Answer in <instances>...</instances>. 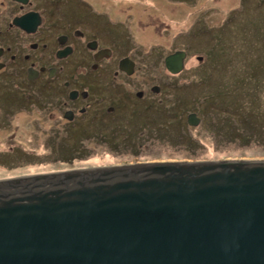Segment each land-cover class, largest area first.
Segmentation results:
<instances>
[{
  "label": "water",
  "instance_id": "water-1",
  "mask_svg": "<svg viewBox=\"0 0 264 264\" xmlns=\"http://www.w3.org/2000/svg\"><path fill=\"white\" fill-rule=\"evenodd\" d=\"M185 58L167 55V69L182 72ZM0 264H264V154L0 179Z\"/></svg>",
  "mask_w": 264,
  "mask_h": 264
},
{
  "label": "rangeland",
  "instance_id": "rangeland-1",
  "mask_svg": "<svg viewBox=\"0 0 264 264\" xmlns=\"http://www.w3.org/2000/svg\"><path fill=\"white\" fill-rule=\"evenodd\" d=\"M129 1L128 17L139 13L143 3L151 5L147 0ZM178 4H162L169 9L154 16L152 32L144 31L145 40L136 48L140 69L126 81L128 89L140 91L160 81L170 85L167 102L173 92L183 97L180 104L160 110L172 119L168 122L175 120L170 130H157L160 122H144L139 132L128 125L111 139L83 138L77 154L69 156L59 149V143L67 144L57 132L65 136L63 122L57 127L55 118L40 122L41 110L35 106V111L17 110L9 116L0 110V179L66 165L264 154V0H188L182 8ZM171 50L188 51L185 68L175 76L164 62ZM151 51L157 53L156 60ZM180 85L191 87L193 92L186 89L191 96H185ZM193 111L201 119L198 125L187 123ZM179 123L181 131L186 130L181 140Z\"/></svg>",
  "mask_w": 264,
  "mask_h": 264
},
{
  "label": "flooded vegetation",
  "instance_id": "flooded-vegetation-1",
  "mask_svg": "<svg viewBox=\"0 0 264 264\" xmlns=\"http://www.w3.org/2000/svg\"><path fill=\"white\" fill-rule=\"evenodd\" d=\"M172 1L147 0L151 5L128 17L129 0H0V110L9 116L35 106L40 122H63L65 136L57 132L66 140L103 141L111 130L132 125L139 132L144 122L166 117L157 108L169 89L158 81L142 92L126 81L140 69L144 31L152 32L154 16ZM178 1L179 8L188 3ZM126 59L133 70L121 68Z\"/></svg>",
  "mask_w": 264,
  "mask_h": 264
},
{
  "label": "trees",
  "instance_id": "trees-1",
  "mask_svg": "<svg viewBox=\"0 0 264 264\" xmlns=\"http://www.w3.org/2000/svg\"><path fill=\"white\" fill-rule=\"evenodd\" d=\"M215 55V54H214ZM214 55L212 56V58L214 57ZM210 59L209 60V58H208V60H209V63H211L212 61H213V59ZM206 66H209L208 64H206V65H202V68H205ZM206 69H208V68H206ZM160 82V81H159ZM162 84V83H161ZM165 83H163L162 85L165 87V89L167 90V89H169L168 90V92L170 91V85L169 86H165L164 85ZM259 87V86H258ZM184 87L182 86V85H180V87H179V89H182V92H183V94L185 95V96H189L190 94H189V92H187V88H189L190 90H188V91H190V92H193L192 91V89H191V87H189V86H187L186 85V89H183ZM168 94V93H167ZM176 94H178V93H176V92H173L172 93V96H171V99H172V101H168L167 102V100H166V102H163L162 104L161 103H159L158 104V108H157V111H159V113L161 114L162 112L160 111V110H162V106H163V108H165L166 106L168 107L170 104H173V105H178V104H180V102H183V97H178ZM215 95H217L216 93H213L212 94V97L214 98V96ZM191 96V95H190ZM196 98H197V96H193V100L195 101L196 100ZM166 103V104H165ZM164 104V105H163ZM176 108H174L173 110H175ZM175 112V111H174ZM164 113V112H163ZM176 113V112H175ZM177 114V113H176ZM167 115V114H166ZM177 116H178V114H177ZM158 119V118H157ZM155 120V121H149L148 123H150V125H157L159 122H160V124H158L157 125V127H156V129L157 130H170V128H172L173 126H171V125H173L174 124V122H175V120H173V122H168V121H170V120H172V119H170L169 118V116H167V119L164 117V116H160V119H161V121H160V119H158V120ZM181 123H179V132H178V139L179 140H181V139H184L185 137H186V130H185V132L183 133L182 131H181ZM186 128V127H185ZM124 132L125 131V129H119V130H111L110 132H109V134H106V139L105 140H107V139H111V138H114V137H116V136H118V134L119 133H121V132ZM122 132V133H123ZM174 134V133H173ZM175 134H176V132H175ZM59 140H61V141H65L67 144L66 145H62L61 143H59V149L60 150H62L64 153L66 152V151H68V152H70V154H69V156H72V155H76L77 154V151H76V149H77V144H78V142H81L82 140H83V137H78V138H75V139H72V140H66L65 138H61V139H59ZM66 158V157H65Z\"/></svg>",
  "mask_w": 264,
  "mask_h": 264
},
{
  "label": "bare ground",
  "instance_id": "bare-ground-1",
  "mask_svg": "<svg viewBox=\"0 0 264 264\" xmlns=\"http://www.w3.org/2000/svg\"><path fill=\"white\" fill-rule=\"evenodd\" d=\"M165 62V61H164ZM165 66H166V64H165ZM167 68V67H166ZM168 70V69H167ZM169 71V70H168ZM149 89V88H148ZM151 90L152 91H154V92H157V90L155 89V88H151Z\"/></svg>",
  "mask_w": 264,
  "mask_h": 264
},
{
  "label": "clouds",
  "instance_id": "clouds-1",
  "mask_svg": "<svg viewBox=\"0 0 264 264\" xmlns=\"http://www.w3.org/2000/svg\"><path fill=\"white\" fill-rule=\"evenodd\" d=\"M170 72V71H169ZM179 74V73H178Z\"/></svg>",
  "mask_w": 264,
  "mask_h": 264
}]
</instances>
